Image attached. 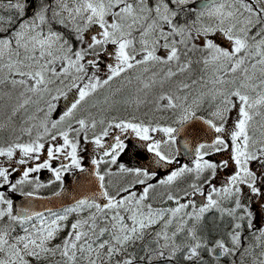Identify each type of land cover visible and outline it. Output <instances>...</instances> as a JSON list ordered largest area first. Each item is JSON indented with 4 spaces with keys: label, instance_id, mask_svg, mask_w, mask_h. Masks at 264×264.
Returning a JSON list of instances; mask_svg holds the SVG:
<instances>
[{
    "label": "snow or ice",
    "instance_id": "obj_1",
    "mask_svg": "<svg viewBox=\"0 0 264 264\" xmlns=\"http://www.w3.org/2000/svg\"><path fill=\"white\" fill-rule=\"evenodd\" d=\"M0 264H264V0H0Z\"/></svg>",
    "mask_w": 264,
    "mask_h": 264
},
{
    "label": "rangeland",
    "instance_id": "obj_2",
    "mask_svg": "<svg viewBox=\"0 0 264 264\" xmlns=\"http://www.w3.org/2000/svg\"><path fill=\"white\" fill-rule=\"evenodd\" d=\"M47 175H48L47 172H42V173H41V176H43L42 178H46Z\"/></svg>",
    "mask_w": 264,
    "mask_h": 264
}]
</instances>
